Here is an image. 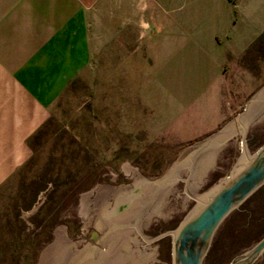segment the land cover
<instances>
[{
  "label": "rangeland",
  "instance_id": "374dc122",
  "mask_svg": "<svg viewBox=\"0 0 264 264\" xmlns=\"http://www.w3.org/2000/svg\"><path fill=\"white\" fill-rule=\"evenodd\" d=\"M130 1L124 0V12L109 14L114 20L108 34L102 39L100 33L98 39L94 35L98 44L89 69L62 95L50 119L30 139V160L0 187V264H37L41 252L57 241L59 229L77 248L99 244L102 233L95 228L96 217L84 229L83 195L99 186L132 184L138 175L164 176L179 152L236 122L264 86L263 35L218 89L223 122H211L216 110L201 105L183 113L181 90L171 91L167 83L172 66L166 41L177 30L142 25L140 35ZM171 1L165 9L178 18L213 7L211 0ZM160 10L154 7L157 13ZM151 14L148 11L146 17ZM175 62L177 66L183 60ZM235 128L239 131L237 123ZM127 168L136 175L127 174ZM110 202L111 198L102 209ZM194 206L193 200L182 201L167 220L142 225L143 236L175 231ZM263 236L264 186L220 226L208 251L209 264H230ZM155 245L153 264H172V237Z\"/></svg>",
  "mask_w": 264,
  "mask_h": 264
},
{
  "label": "crops",
  "instance_id": "0c3cea01",
  "mask_svg": "<svg viewBox=\"0 0 264 264\" xmlns=\"http://www.w3.org/2000/svg\"><path fill=\"white\" fill-rule=\"evenodd\" d=\"M168 1L131 0L134 24L139 34L150 24L177 30L166 41L170 90H181L183 113L218 109L211 122L220 124L218 89L264 35V0H211L212 8L180 18L165 9ZM114 2L0 0V187L30 160V139L89 69L99 33L102 39L114 20L109 14L124 12V0Z\"/></svg>",
  "mask_w": 264,
  "mask_h": 264
},
{
  "label": "water",
  "instance_id": "95a60500",
  "mask_svg": "<svg viewBox=\"0 0 264 264\" xmlns=\"http://www.w3.org/2000/svg\"><path fill=\"white\" fill-rule=\"evenodd\" d=\"M263 186L264 86L236 122L179 152L164 176L121 186L97 212L99 244L77 248L60 239L41 252L37 264H153L158 246L152 243L166 236L172 237V264H209L220 226ZM186 199L195 206L175 231L143 236L142 225L167 220ZM230 264H264V236Z\"/></svg>",
  "mask_w": 264,
  "mask_h": 264
},
{
  "label": "bare ground",
  "instance_id": "6f19581e",
  "mask_svg": "<svg viewBox=\"0 0 264 264\" xmlns=\"http://www.w3.org/2000/svg\"><path fill=\"white\" fill-rule=\"evenodd\" d=\"M126 173L127 174L133 173L134 175H136V171L131 168H127ZM120 187L99 186L95 188L93 191L83 195L82 203H81L82 215L84 219L87 220L84 229H86L88 225L92 222V219L96 217L97 212H99L102 209V207L109 202V199L113 198V196ZM66 238L67 237H65L64 229H59L57 231V240L66 239Z\"/></svg>",
  "mask_w": 264,
  "mask_h": 264
},
{
  "label": "trees",
  "instance_id": "16d2710c",
  "mask_svg": "<svg viewBox=\"0 0 264 264\" xmlns=\"http://www.w3.org/2000/svg\"><path fill=\"white\" fill-rule=\"evenodd\" d=\"M262 37H263V35H262ZM262 37H261V38H262ZM261 38H260V39H261Z\"/></svg>",
  "mask_w": 264,
  "mask_h": 264
}]
</instances>
